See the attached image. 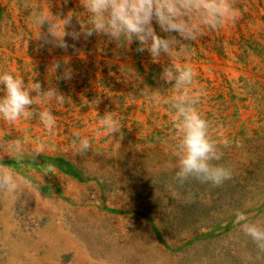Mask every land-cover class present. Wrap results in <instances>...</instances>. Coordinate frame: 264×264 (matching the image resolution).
I'll use <instances>...</instances> for the list:
<instances>
[{
  "label": "rangeland",
  "instance_id": "374dc122",
  "mask_svg": "<svg viewBox=\"0 0 264 264\" xmlns=\"http://www.w3.org/2000/svg\"><path fill=\"white\" fill-rule=\"evenodd\" d=\"M231 2L233 20L172 55L195 71L197 107L221 154L213 163L230 173L215 185L176 177L171 111L142 95L145 87L171 94L160 79L166 54L153 61L136 41L85 36L80 0H0V70L66 97L52 106L51 132L34 117L0 120V164L31 181L15 194L0 191V264H264V247L234 223L239 211L264 228V0ZM28 5L57 17L60 34L59 19L73 13L66 47L48 23L32 22ZM108 112L121 122L110 136L98 124ZM73 131L88 138L86 153L75 152ZM13 140L46 146L16 160L5 153Z\"/></svg>",
  "mask_w": 264,
  "mask_h": 264
},
{
  "label": "clouds",
  "instance_id": "9594fccd",
  "mask_svg": "<svg viewBox=\"0 0 264 264\" xmlns=\"http://www.w3.org/2000/svg\"><path fill=\"white\" fill-rule=\"evenodd\" d=\"M80 3L83 8L81 15L86 17L83 23L81 21L85 36L96 32L118 44L130 45L136 41L138 50H146L153 61L158 60L162 53L170 58V63L162 68L160 79L170 84L167 89L171 94L161 97L160 90L145 87L142 95L155 104H167L171 111L176 133V177L181 181L194 177L215 185L228 179L229 171L213 163L220 160L221 154L210 136L208 120L197 107L198 93L193 89L195 71L187 64L174 62L172 55L174 52L188 51L189 43L205 30L218 29L233 20L235 8L231 0H80ZM28 6L33 8L32 22L38 28L48 23V32L55 38L56 45L66 47L63 40L64 26L69 23L73 13L59 19L63 21V32L60 34L56 31L57 17L36 5ZM153 21L166 36L157 35ZM71 35L75 39L80 33ZM56 67L58 65L53 64V71ZM62 78L70 79L71 70H65ZM0 86V120L13 124L19 118L34 117L46 132H51L56 127L52 106H62L66 102V97L56 88L49 87L42 91L39 82L26 83L20 75L8 70H0ZM37 105L43 107L38 108ZM98 124L109 136L118 133L121 128V122L113 112L98 117ZM71 143L77 154L86 153L90 149L88 138L79 131H73ZM45 146L43 141H36L28 149L23 142L13 140L5 153L13 159L23 160L25 157L38 156ZM47 168L49 172L55 171L52 164L47 165ZM30 186L28 177L0 164V191L15 194ZM234 223L240 224L241 229L253 241L264 247V228L247 222L245 214L239 211Z\"/></svg>",
  "mask_w": 264,
  "mask_h": 264
}]
</instances>
